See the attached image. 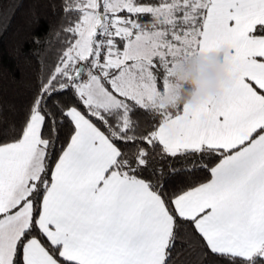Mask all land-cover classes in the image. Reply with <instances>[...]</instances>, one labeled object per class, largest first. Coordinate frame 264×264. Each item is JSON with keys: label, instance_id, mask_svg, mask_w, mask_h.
<instances>
[{"label": "snow or ice", "instance_id": "obj_1", "mask_svg": "<svg viewBox=\"0 0 264 264\" xmlns=\"http://www.w3.org/2000/svg\"><path fill=\"white\" fill-rule=\"evenodd\" d=\"M64 11L53 71L0 130V264H175L178 245L197 264H264V0ZM222 49L215 95L157 103L178 64Z\"/></svg>", "mask_w": 264, "mask_h": 264}, {"label": "trees", "instance_id": "obj_2", "mask_svg": "<svg viewBox=\"0 0 264 264\" xmlns=\"http://www.w3.org/2000/svg\"><path fill=\"white\" fill-rule=\"evenodd\" d=\"M65 3L66 0H0V6L11 17L10 26L0 30V130L7 131L19 122L39 81L53 71L62 48L60 28L66 18ZM37 17L38 25L32 24ZM33 35L41 43H33ZM138 119L142 126H150L155 115L141 110ZM207 177L208 173L199 172L194 179ZM183 180L176 177L170 190H177ZM177 253L175 264H197L187 246L178 245Z\"/></svg>", "mask_w": 264, "mask_h": 264}, {"label": "clouds", "instance_id": "obj_3", "mask_svg": "<svg viewBox=\"0 0 264 264\" xmlns=\"http://www.w3.org/2000/svg\"><path fill=\"white\" fill-rule=\"evenodd\" d=\"M227 49L205 58L181 62L174 70V94L158 98L157 103L165 108L183 104L195 107L207 96L215 95L225 80L224 60Z\"/></svg>", "mask_w": 264, "mask_h": 264}]
</instances>
